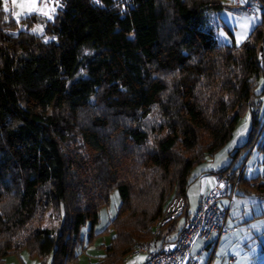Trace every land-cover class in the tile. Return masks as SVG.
Masks as SVG:
<instances>
[{"label": "trees", "instance_id": "1", "mask_svg": "<svg viewBox=\"0 0 264 264\" xmlns=\"http://www.w3.org/2000/svg\"><path fill=\"white\" fill-rule=\"evenodd\" d=\"M3 5L0 264L23 249L50 264L76 261L81 229L89 224L90 244L114 190L120 204L100 233L113 236L97 264H123L167 201L182 198L185 215L191 171L230 140L245 109L251 130L233 158L259 137L264 149L252 102L264 11L236 47L202 27L230 8L220 0H56L41 36L30 32L34 15L21 31ZM238 169L216 175L231 172L239 193L264 199V171L247 179Z\"/></svg>", "mask_w": 264, "mask_h": 264}, {"label": "rangeland", "instance_id": "2", "mask_svg": "<svg viewBox=\"0 0 264 264\" xmlns=\"http://www.w3.org/2000/svg\"><path fill=\"white\" fill-rule=\"evenodd\" d=\"M2 1L4 8L8 10V14L13 19L20 18L23 14L29 15L31 13L28 12L27 5L21 8L19 3L13 4L12 0ZM220 1L230 8L209 13V17H207L202 27L212 31L220 43L226 45L235 44L236 47H239L248 39L252 30L261 23L264 5L262 2L252 0ZM245 5L251 7L253 12L247 11ZM37 8L40 10L36 11L34 16L38 19V22L33 25L30 32L41 36L43 32V23L41 22L52 19L57 8L56 0H37ZM52 8H55L54 12L49 11ZM42 12H49L51 18L43 15ZM17 13H20V15L18 16ZM221 24H223V27ZM25 28L26 23L19 25L21 31L25 30ZM33 29H36V31H33ZM47 40L49 39H44V41ZM252 102L257 105L255 106V112L258 114L256 116L260 124L259 129H261L264 121V71L255 85ZM245 123L247 124V129L244 135L236 138V142L233 143L234 134ZM251 124V113L248 109H245L236 124L230 140L214 156L206 158L191 171L189 176L190 185L187 190L191 208L196 205L201 193L217 185L216 173L229 165H231V169L239 168L238 172L243 169V176L247 179L262 176L264 171V149L262 147L263 140L260 137L250 147L244 148L236 158H233L234 151L246 143ZM230 144L231 147H229ZM119 204V196L114 190L110 195L109 205L99 210L98 224L93 231L96 237L89 244L87 237L89 224H86L80 231L81 238H83L82 244L75 250L77 260L66 264H97L104 254L103 247L110 243L113 236L111 231L108 234L100 233L107 228L109 222L115 217ZM182 220H178V226H181ZM54 222L53 218H49L46 219L45 225L51 226L54 225ZM227 225L228 232L219 238L215 246L207 248L202 246L203 251H201L199 257L202 260V264H262L264 261V199L254 195L239 193L230 206ZM137 258L131 259L127 263L123 262V264H134V262L137 264L142 261ZM50 259L51 257L49 256L46 261L41 260L36 255H31L27 249H23L8 255L2 264H50Z\"/></svg>", "mask_w": 264, "mask_h": 264}, {"label": "built area", "instance_id": "3", "mask_svg": "<svg viewBox=\"0 0 264 264\" xmlns=\"http://www.w3.org/2000/svg\"><path fill=\"white\" fill-rule=\"evenodd\" d=\"M245 9L253 12L248 5H245ZM32 15H36V11L14 19L15 24L19 26ZM241 172L243 169L237 172V177ZM230 174L231 172L216 176L217 185L200 199L196 210L191 214L186 211V216L183 215L185 202L182 198H171L153 226L151 237L136 244L124 258V263L142 256L144 259L139 264H200L198 254L192 252L197 238H201L204 248L212 247L229 230L228 213L234 198L239 194L237 180L232 181ZM180 216L185 218L176 238L172 241L159 239L160 229Z\"/></svg>", "mask_w": 264, "mask_h": 264}, {"label": "crops", "instance_id": "4", "mask_svg": "<svg viewBox=\"0 0 264 264\" xmlns=\"http://www.w3.org/2000/svg\"><path fill=\"white\" fill-rule=\"evenodd\" d=\"M208 191H209V189H206L203 193L200 194V196L197 199L196 205L194 207H192V208H191V206L189 204L188 197H187V213L188 214H191V213H193L196 210L200 199L203 198L207 194ZM184 218H185V216H181L179 218V219H183L181 226H178V223H177L175 232H173L172 234H169L164 240L172 241V240H174L176 238L178 232L180 231V229H181V227L183 225ZM197 241H198V243H197ZM202 246H203V241L201 240V238H197V240L195 241V243H194V245L192 247V252L193 253H197L198 257H200V255H201L200 253H201V251H203L202 250ZM199 261H200V264H202V260L200 258H199ZM139 263L140 262H138L137 264H139ZM134 264H136V263L134 262Z\"/></svg>", "mask_w": 264, "mask_h": 264}, {"label": "snow or ice", "instance_id": "5", "mask_svg": "<svg viewBox=\"0 0 264 264\" xmlns=\"http://www.w3.org/2000/svg\"><path fill=\"white\" fill-rule=\"evenodd\" d=\"M13 4H17L19 3V6L21 8H24L25 5L28 6V12H32V11H38L40 9L37 8V0H12ZM59 2V0H57V3ZM50 12H54L55 8H52L49 10ZM43 15H47L49 16V18H51V16L49 15V12H42ZM17 15L19 16L20 13H17ZM33 31H36V29H33ZM247 129V124H243L242 127L240 129L237 130V132L234 134V140L233 143L236 142V138L241 137L244 135L245 131ZM229 147H231V144L229 145ZM137 259H144L142 257H138Z\"/></svg>", "mask_w": 264, "mask_h": 264}]
</instances>
